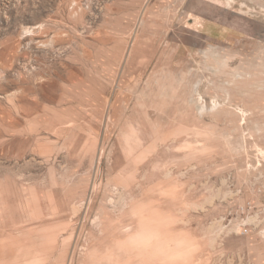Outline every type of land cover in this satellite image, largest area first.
Segmentation results:
<instances>
[{
	"label": "rangeland",
	"instance_id": "374dc122",
	"mask_svg": "<svg viewBox=\"0 0 264 264\" xmlns=\"http://www.w3.org/2000/svg\"><path fill=\"white\" fill-rule=\"evenodd\" d=\"M215 1L0 0V264H264V0Z\"/></svg>",
	"mask_w": 264,
	"mask_h": 264
},
{
	"label": "crops",
	"instance_id": "0c3cea01",
	"mask_svg": "<svg viewBox=\"0 0 264 264\" xmlns=\"http://www.w3.org/2000/svg\"><path fill=\"white\" fill-rule=\"evenodd\" d=\"M205 3L207 5L204 9L205 13L195 11L187 18L186 28L190 33L203 41H207L205 43L210 41L228 42L233 36L242 37L244 35L243 29L236 27L229 19L235 15L232 10L220 5L215 0H205ZM213 37H216L218 40L213 39Z\"/></svg>",
	"mask_w": 264,
	"mask_h": 264
}]
</instances>
